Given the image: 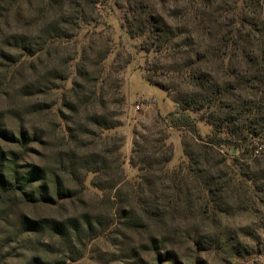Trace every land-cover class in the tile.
<instances>
[{
	"label": "rangeland",
	"instance_id": "rangeland-1",
	"mask_svg": "<svg viewBox=\"0 0 264 264\" xmlns=\"http://www.w3.org/2000/svg\"><path fill=\"white\" fill-rule=\"evenodd\" d=\"M97 1L70 0L78 26L51 37L59 4L43 19L45 0H22L17 16L0 0V129L15 137L0 136V153L8 171L42 169L30 189L48 195L16 196L0 216V264H264V156L250 153L261 134L239 111L264 100V0H161L174 33L192 36L171 58L129 37L124 0ZM190 50L233 134L204 110L169 126L187 86L167 69L195 63ZM40 218L66 223L63 235L26 225Z\"/></svg>",
	"mask_w": 264,
	"mask_h": 264
},
{
	"label": "trees",
	"instance_id": "trees-1",
	"mask_svg": "<svg viewBox=\"0 0 264 264\" xmlns=\"http://www.w3.org/2000/svg\"><path fill=\"white\" fill-rule=\"evenodd\" d=\"M69 1L70 0H45L47 5L42 10L41 14L42 16L45 15L43 19L47 18L54 10V4H59L58 11L61 13L59 22L55 23V25L52 26V30L49 32L51 37L64 36V34H67V27L78 26L77 21L81 17L80 14H77L74 23L72 21L70 22V20L67 19L68 17H66ZM5 2L7 3V8L5 10L7 13H10V11L13 10L17 16L24 10L20 5L22 0H5ZM87 2L96 4L98 1L87 0ZM160 4H162L161 0H124L123 25L131 39L142 38V48L147 51H152L158 57L160 55L171 58L175 53V43L181 41L183 45L188 47L192 43V36L189 32H186V35L183 36H181L180 33L175 34L173 30L175 28L171 23V17L166 15L164 7H161ZM197 15L198 12L195 11V17H197ZM82 19L83 18H81V20ZM47 20L48 19L45 21ZM189 52L194 53L193 50H190ZM194 54H198L196 62H191L192 64L190 65L184 64L183 67L185 69H182V67L179 70L167 69L169 72H173V75L182 74L183 72V78L181 81L187 86L184 93L175 96L174 101L178 105V109L171 113V115L175 116L177 113H180V115L177 118L173 117L170 120L169 126L189 127L190 123L185 114L204 110V113L209 112L207 121L214 126L216 131H221V128L225 127L229 129H227V132L233 134L234 131H231V126L233 122H237V120L232 118L223 120L217 115L219 111L222 112L221 99L223 97V91L218 82L213 81L207 77V75L200 72L199 65L195 66V64L201 62L203 59L199 56V51ZM158 63L159 58H156L154 60V66L149 68L148 72H156ZM153 75H155V73H153L152 76ZM147 80L151 84L163 89L168 94L173 91L167 83L158 81L151 77V75L147 77ZM210 81H212V84L208 85ZM239 111L240 115L253 114V118L248 120L246 126L251 132H253V134H261L260 138L264 142V100L261 98V100L256 102L254 106L252 105L250 108L245 107ZM97 124L101 125V122L99 121ZM22 135L24 136L23 133ZM0 136L7 140L15 139L14 135L7 130L0 129ZM243 139L244 137L240 138L239 135L237 136V140L242 141ZM221 141L225 142V139L210 138L209 141H205V148H209L213 144L220 143ZM20 144H25V137L23 140H20ZM13 155L16 156L15 153H13ZM4 160L6 159H4V156L0 153V216L3 214H9L11 203L16 196H20L25 201L33 200L35 195L40 196L38 197L40 200L47 198L48 195L44 183L38 185L37 191L36 189H30L36 181H41L45 178L42 169L38 166H34L31 171L27 172H18L16 169L8 171V167L4 165ZM13 162L16 163L14 160ZM235 165L237 164L235 163ZM26 225L28 228L36 232L50 231L54 234L60 233L63 235L66 223L54 219L40 218L36 220H28V222L26 221Z\"/></svg>",
	"mask_w": 264,
	"mask_h": 264
},
{
	"label": "built area",
	"instance_id": "built-area-1",
	"mask_svg": "<svg viewBox=\"0 0 264 264\" xmlns=\"http://www.w3.org/2000/svg\"><path fill=\"white\" fill-rule=\"evenodd\" d=\"M250 153L252 157L264 156V142L261 138L253 139Z\"/></svg>",
	"mask_w": 264,
	"mask_h": 264
}]
</instances>
